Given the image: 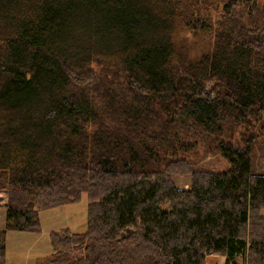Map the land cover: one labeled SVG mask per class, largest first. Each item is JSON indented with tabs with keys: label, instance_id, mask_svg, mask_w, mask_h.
Listing matches in <instances>:
<instances>
[{
	"label": "trees",
	"instance_id": "16d2710c",
	"mask_svg": "<svg viewBox=\"0 0 264 264\" xmlns=\"http://www.w3.org/2000/svg\"><path fill=\"white\" fill-rule=\"evenodd\" d=\"M262 133L264 3L0 0V264L6 232L83 194L86 230L35 264H264Z\"/></svg>",
	"mask_w": 264,
	"mask_h": 264
},
{
	"label": "rangeland",
	"instance_id": "374dc122",
	"mask_svg": "<svg viewBox=\"0 0 264 264\" xmlns=\"http://www.w3.org/2000/svg\"><path fill=\"white\" fill-rule=\"evenodd\" d=\"M264 3V0H258ZM180 41L186 42L188 50L201 52L204 48L205 39L194 37L183 32L179 36ZM184 44V43H183ZM258 132V131H255ZM252 173L264 176V133L257 137L252 146ZM199 168L222 171L228 168L218 154L209 153L199 157ZM178 189H187L189 177L176 176L173 178ZM7 194L0 191V207L6 204ZM88 201L83 194L79 202L63 207L53 208L39 213L40 232L37 234H27L18 232H6L5 248L6 264H35L36 258H43L51 253L49 235L61 229H69L72 233H83L86 230V209ZM162 208L168 209V204H162ZM5 211L0 208V232L5 229ZM21 249V250H20ZM212 261V262H211ZM237 264H244L242 257L236 258ZM208 264H225L223 257L208 260Z\"/></svg>",
	"mask_w": 264,
	"mask_h": 264
},
{
	"label": "crops",
	"instance_id": "0c3cea01",
	"mask_svg": "<svg viewBox=\"0 0 264 264\" xmlns=\"http://www.w3.org/2000/svg\"><path fill=\"white\" fill-rule=\"evenodd\" d=\"M5 205V204H4ZM4 205L2 206V207H0V208H4ZM5 211V210H4ZM21 250V249H20ZM39 258H36V260H35V262L38 260ZM211 259H213V258H211ZM224 259V262L226 261V259L225 258H223ZM212 262V261H211Z\"/></svg>",
	"mask_w": 264,
	"mask_h": 264
}]
</instances>
